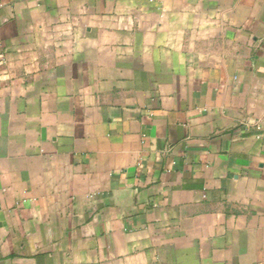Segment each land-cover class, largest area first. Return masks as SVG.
Instances as JSON below:
<instances>
[{"label": "crops", "instance_id": "crops-1", "mask_svg": "<svg viewBox=\"0 0 264 264\" xmlns=\"http://www.w3.org/2000/svg\"><path fill=\"white\" fill-rule=\"evenodd\" d=\"M0 264H264V0H0Z\"/></svg>", "mask_w": 264, "mask_h": 264}]
</instances>
